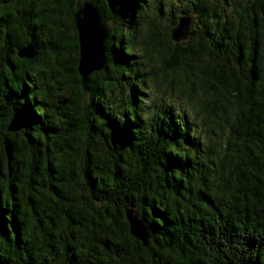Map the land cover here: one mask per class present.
<instances>
[{
	"label": "trees",
	"instance_id": "1",
	"mask_svg": "<svg viewBox=\"0 0 264 264\" xmlns=\"http://www.w3.org/2000/svg\"><path fill=\"white\" fill-rule=\"evenodd\" d=\"M82 2L0 0V264H264V0H91L85 84Z\"/></svg>",
	"mask_w": 264,
	"mask_h": 264
},
{
	"label": "water",
	"instance_id": "2",
	"mask_svg": "<svg viewBox=\"0 0 264 264\" xmlns=\"http://www.w3.org/2000/svg\"><path fill=\"white\" fill-rule=\"evenodd\" d=\"M74 23L77 31V43L79 60L77 70L85 84L91 72L97 71L106 64L104 44L110 34V26L102 22L98 9L91 0H84L80 7L74 11ZM192 22V16L182 15L178 18L177 24L172 29L171 35L174 41L184 39ZM190 34H193L191 32ZM18 55L31 59L34 57L32 44H28L19 50ZM24 120L14 114L8 124L9 131L25 129ZM8 162L12 159L11 148L5 145ZM126 218L129 223L130 233L141 239L144 245L147 244L148 232L143 226L142 220L133 212V209H126Z\"/></svg>",
	"mask_w": 264,
	"mask_h": 264
},
{
	"label": "rangeland",
	"instance_id": "3",
	"mask_svg": "<svg viewBox=\"0 0 264 264\" xmlns=\"http://www.w3.org/2000/svg\"><path fill=\"white\" fill-rule=\"evenodd\" d=\"M82 1H84V0H82ZM172 1H173V0H172ZM183 2H184V0H174V6H175V5H177V7H178V6H181V5L183 4ZM162 8H164V6H162ZM162 23H163V24H166V21L163 20ZM109 26L112 27V28H114V29H118L121 25H119V21L115 20V21H111V23H110ZM119 30H120V28H119ZM132 32H134V33L137 34L138 30H134V31H132ZM162 33H163V32H162ZM109 47L112 48V46H109ZM167 97H168V98H167ZM167 97H166V101H167V102L170 101L171 103L181 104L182 106H184L183 104H185L183 101H181V100L175 98V95H174V94H173V95H170V96H167ZM174 101H175V102H174Z\"/></svg>",
	"mask_w": 264,
	"mask_h": 264
}]
</instances>
